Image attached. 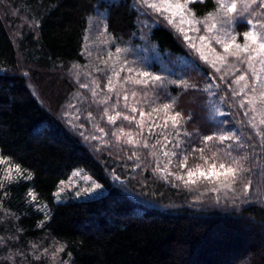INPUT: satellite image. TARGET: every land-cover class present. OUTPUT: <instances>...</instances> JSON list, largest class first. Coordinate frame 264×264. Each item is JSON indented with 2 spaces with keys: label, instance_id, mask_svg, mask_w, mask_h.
Returning a JSON list of instances; mask_svg holds the SVG:
<instances>
[{
  "label": "trees",
  "instance_id": "1",
  "mask_svg": "<svg viewBox=\"0 0 264 264\" xmlns=\"http://www.w3.org/2000/svg\"><path fill=\"white\" fill-rule=\"evenodd\" d=\"M189 7L202 18L216 5L204 0ZM96 11L116 46L149 57L137 67L161 77L158 86L139 88L149 104L138 107L147 112L174 101L173 111L182 116L178 130L142 131L139 145L112 135L120 128L139 130L124 120L109 126L90 95L82 45ZM234 28L247 30L244 23ZM209 73L168 27L141 22L132 0H0V154L31 173L0 188V264H264V140L232 96V79ZM181 81L196 87L186 89ZM105 96L110 113L114 98ZM165 131L168 142L161 148L157 140ZM220 132L234 139L210 147L250 157L247 195L243 182L212 191L207 181L186 186L156 170L167 163L163 151L180 159L190 154L189 167L202 163L193 150L204 147L205 135ZM171 158L168 170L182 173L177 157ZM75 169L105 193L88 200L64 195L56 202L58 184Z\"/></svg>",
  "mask_w": 264,
  "mask_h": 264
},
{
  "label": "snow or ice",
  "instance_id": "2",
  "mask_svg": "<svg viewBox=\"0 0 264 264\" xmlns=\"http://www.w3.org/2000/svg\"><path fill=\"white\" fill-rule=\"evenodd\" d=\"M204 0H138L141 7L146 10L150 9L153 13L163 16L170 26L176 27L177 31L184 36L186 41H189L191 47L200 54V58L206 63H209L215 72L209 75H215L222 71L224 66L227 71L225 75L220 76L223 81L225 76L230 72L236 70V65H244L247 68V73H240L234 80L231 81L235 88L231 90L233 97H239L238 104L240 108L245 109V115L249 116L248 124L254 130L256 135L264 140V16L252 10L254 6L258 9L264 10V0H241L243 12L238 14L237 0H215V11L208 12L204 18L196 16L195 12L189 7L192 3H203ZM256 16L255 22L253 19H243V15ZM209 20L212 21L209 24ZM244 23L247 30L242 33H237L234 24ZM203 24L206 33L211 35H200L198 37L199 47L195 41L190 38L187 33L189 31L199 32L200 29L197 25ZM242 36V42H239L238 37ZM214 42L220 45L223 49L222 53H217L214 48H211V43ZM123 51L120 48L116 49L117 56ZM210 53L212 58L210 59ZM232 58V62H229ZM125 73L121 76V73ZM248 73L251 74V81H249ZM119 81V85H117ZM161 81V77L154 76L148 71L140 68H133L128 66L127 61L119 62L118 68L112 69V76L108 78V83L105 85L108 92L115 91L119 97L123 95L125 101L124 108L127 109V114L118 110L117 104L112 105L113 114L109 113L108 108H105L104 115L107 116L109 123L114 124L117 119L122 118L128 121L129 124L135 123L139 131L133 133L125 131L120 128L113 132L112 135L116 137L117 141L122 138L125 143L130 145H139L141 143L140 132L147 127L148 132L152 133L157 128L168 129L171 127L173 130H178L182 122V116L179 111H173L175 102L162 103L151 108L150 111H145L143 108L137 107L138 101L129 102V95L135 98L138 92L135 90L136 86L155 87L158 86L157 82ZM184 88H195L196 84L189 83L188 81L180 82ZM133 86L129 90L126 86ZM81 88H87V84H80ZM211 84L208 85V88ZM97 92L95 88L92 90V96L95 97ZM146 95V93H145ZM107 102V96L100 100L99 103L104 104ZM71 106V105H70ZM138 114L139 119L136 115ZM103 132V128L97 129ZM161 139L157 140L161 148L167 144L168 132H161ZM187 135V133H185ZM151 137L144 138L143 146L149 147L147 140ZM234 137L231 133H214L213 135H205L202 138L203 148L194 149L193 152L199 153V160L202 163L196 164L194 167L188 166L189 155H184L182 159L179 158L178 153L172 151H163V155L167 158V163L162 168L158 167L156 170L164 174L165 177L174 176L176 180L181 181L183 184L191 185L197 182L207 181L212 184V191L234 190L238 183H242V194L247 195L249 184L251 180H246L245 174L250 172V169L245 166L249 160V155L244 154L240 156H232L231 150L224 152L223 149H216L215 144L209 146V142L216 141L223 145L225 141H231ZM239 139V138H236ZM163 141V142H162ZM155 148L156 145H151ZM175 147L179 148V142H175ZM215 149V150H214ZM223 153V154H221ZM135 155V153H133ZM152 155H156L155 152ZM177 157L178 168L183 172H171L168 170L169 165L173 164L171 157ZM25 173H27L25 175ZM75 175H80L76 173ZM30 179L31 173L23 169L20 164L13 162L9 157L0 154V188L4 187L5 182L11 183L17 179ZM90 179V177H84ZM64 184V181H61ZM99 187V185H93ZM63 188L59 189L62 191ZM91 191V188L85 189ZM79 195V193H77ZM28 196L32 201L37 199L34 192H29ZM63 251V248H57L52 254L55 259L56 254ZM47 250H45V253ZM40 257L38 256L37 259Z\"/></svg>",
  "mask_w": 264,
  "mask_h": 264
},
{
  "label": "rangeland",
  "instance_id": "3",
  "mask_svg": "<svg viewBox=\"0 0 264 264\" xmlns=\"http://www.w3.org/2000/svg\"><path fill=\"white\" fill-rule=\"evenodd\" d=\"M132 2L138 14V18L140 19L141 22L148 21L150 22L151 27L156 24H161V25H165L166 27H168L171 31L174 32L175 35H177L178 38L181 39V41L187 46V48H189L192 51V53L201 62H203L205 65L209 67L211 72H215V69H213L209 63H206L204 60L200 58L199 52H197L195 49H193V47H191L190 42L186 41L184 39V36L177 31L179 24H177L176 27L170 26L163 16H160L157 13H153L150 9L146 10L145 8L141 7L138 3V0H132ZM237 4H238V14H240L243 12L241 0H237ZM248 16L250 15L244 14L242 18L245 20L253 19L254 22L257 19L253 16L251 17H248ZM211 23L212 21L209 20V24ZM197 27L200 29L199 32L189 31L187 35L190 38H192L197 44V46L199 47L198 37L200 35H211V34L205 32L203 24H199L197 25ZM239 42H242V39L239 40ZM210 46L211 48H214L217 53L223 52L222 47L220 45L215 44L214 42H212ZM117 48H120V47L116 46V44L114 43V41L111 39V37L108 35L106 31L105 17L103 13H100L98 11L94 12V14L88 19L87 28L85 31L83 45H82V56L84 59L83 68L91 72L90 75H88V77H90V82H91V86H89L90 95L92 97V100L95 102V104H98V106L101 105L103 107L102 109L103 112L107 105L105 106L106 103L101 104L99 103V101L105 98L104 97L105 94L112 95L114 98V102H112V104L109 102L110 113L113 114L112 105L117 104L118 102V110L125 112V114H127V109L124 108L125 101L123 99V95L118 97L115 91L109 93L105 85H107L108 83V78L112 76V69L118 68L119 62L127 61L128 66L133 67V68H139L137 67V64L139 62L142 63L143 65L147 64L148 63L147 59H149V57L148 58L143 57L141 60L139 54L135 53V50H133L130 46L125 47V48H120L123 51H121V53H119V55L117 56V53H116ZM145 53L146 52H143V54ZM206 54L209 55L210 59L212 58L210 53L206 52ZM132 59L133 60L135 59V61H133ZM230 59L232 58H229V62L231 63L232 61H230ZM180 64L181 66H187V64H185L184 62H180ZM162 67L168 70L167 67L163 64H162ZM221 67H222V71L215 74L216 79L220 78V76L222 75H225V71H227V69L224 66H221ZM239 68H240L239 64H237L236 70L230 72L228 75L225 76V79H227L226 82L228 81L229 78L234 80L237 75L242 73ZM75 70L79 72L81 68L76 67ZM244 72L247 73L246 66H244ZM124 74L125 73L122 72L121 76H123ZM248 77H249V81H251L250 73H248ZM232 80H230L229 83L232 86L236 87V85H233L231 83ZM117 85H119V81H117ZM126 87L129 90L133 89V86L131 85H128ZM140 87H143V86L135 87V90L138 92L137 97L133 98L131 97V95H129V102L131 103L135 100V101H138L137 104L139 105H146V104L148 105L149 104L148 96L144 94L142 95L140 94L141 93V91L139 90ZM93 88H95V91L97 92V95L95 97L92 96ZM93 98H96V99H93ZM144 100L147 101V103H145ZM133 115H136L137 119H139L138 114H133ZM104 120L108 122L107 116L104 117ZM117 120H123V119L120 118ZM75 122L77 125H79V121L76 120ZM133 124L136 125L135 123ZM108 125L112 126L113 124L108 122ZM145 130L148 131L147 127H145L143 131ZM99 134L100 136H102L103 132H100ZM76 173H80V175H75ZM84 177H90V179H84ZM63 181H64V184L62 185L60 182L57 186L56 191L54 192V199L56 202H60L61 197L64 195H67L68 197L74 200H88V199L97 198L105 193L102 186L99 185L83 169L73 170L68 175V177ZM93 185H99V187H93ZM61 188H63V190L59 191V189ZM88 188H91V191H85V189H88ZM77 193H79V195Z\"/></svg>",
  "mask_w": 264,
  "mask_h": 264
}]
</instances>
